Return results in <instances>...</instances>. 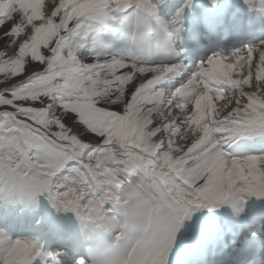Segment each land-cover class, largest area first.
Listing matches in <instances>:
<instances>
[{
  "label": "snow or ice",
  "instance_id": "obj_1",
  "mask_svg": "<svg viewBox=\"0 0 264 264\" xmlns=\"http://www.w3.org/2000/svg\"><path fill=\"white\" fill-rule=\"evenodd\" d=\"M0 264H264V0H0Z\"/></svg>",
  "mask_w": 264,
  "mask_h": 264
}]
</instances>
